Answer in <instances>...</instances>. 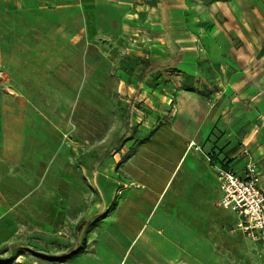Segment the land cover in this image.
<instances>
[{
  "label": "rangeland",
  "instance_id": "rangeland-1",
  "mask_svg": "<svg viewBox=\"0 0 264 264\" xmlns=\"http://www.w3.org/2000/svg\"><path fill=\"white\" fill-rule=\"evenodd\" d=\"M214 1L223 0H28L23 8L2 0L0 260L10 258L12 244L23 248L0 264H116L133 240L111 223L86 236L76 258L50 260L31 250L66 253L77 225L107 212L103 200L116 190L119 200L147 196L136 201L138 221L127 236L143 222L159 229L170 221L174 228L173 198L196 156L214 157L245 176V163L243 171L235 167L245 149L238 139L231 145L221 138L226 145L216 151L220 122L208 121L212 112L230 111V100L214 106V90L199 83L208 79V65L200 66V77L193 65L179 71L178 62L183 53L190 63L197 34L194 42L205 51L214 33L251 34L249 49L264 50V0H225L241 7L226 10ZM237 44L231 49H244ZM128 119L142 124L140 138L155 132L146 143L128 141L120 153L115 148ZM185 143L191 150L183 157ZM129 161L117 173L115 164ZM142 243L132 245L126 264L140 257Z\"/></svg>",
  "mask_w": 264,
  "mask_h": 264
},
{
  "label": "crops",
  "instance_id": "crops-1",
  "mask_svg": "<svg viewBox=\"0 0 264 264\" xmlns=\"http://www.w3.org/2000/svg\"><path fill=\"white\" fill-rule=\"evenodd\" d=\"M39 1L50 2V0ZM26 2L28 0H14L19 8H23ZM111 2L127 3L125 0H111ZM212 5L225 10L230 8L229 5L241 8L238 4L225 0L214 1ZM167 8L164 10L165 17H167ZM206 37L211 42L208 50H201L194 42L200 39L197 34V38L192 40L193 46H196L195 52H192L190 56L192 60L189 63L185 59L187 56L181 53L183 57L178 62V70L181 71L187 65H193L199 70L196 73L202 77L200 66L210 67L208 79L199 78V83L214 90V106L225 105L226 101L230 100V111L208 114L209 122H220L214 131V138L217 139H215L217 144H213L214 149L217 151L226 145L225 141L220 140L221 138H228L231 145H235V140L238 139L242 150L247 149L250 155L245 158L241 156L243 159L239 157L242 160L235 161L236 169L243 171L244 163L252 161L259 173L258 183L264 190V50L261 49V44H256L255 49L254 46L253 49H249V46H252L251 41L255 38L248 33H244L243 36L237 33H214ZM235 42L244 49H231ZM186 48L191 49L192 44ZM222 94L224 96L221 98ZM184 146L183 157L191 150L188 144L185 143ZM230 147L228 146L225 151H228ZM121 151L122 149L119 150L120 153ZM206 158L207 160H199L196 156L182 172L183 175L173 198L179 210L174 228L168 229L170 221L165 228L159 229L149 228L148 224L143 222L134 237L127 236L133 231V226L138 221L133 212L134 208L138 207L136 201L147 199V196L136 194L124 196L119 200L116 190L109 202L102 199L104 210H108L112 203H115L114 209L105 218L98 220L86 236L92 233L98 235L97 231L101 230L103 225L111 223L117 234L124 239L132 238L133 241H129L131 244L127 247L122 259L116 264H126L128 259L126 260L125 255L132 245L136 242L138 244L142 239L140 257L132 260L131 264H264L262 243L249 238L239 229L240 217L236 213L228 212L219 205L221 190L216 168L210 158ZM132 164H134L132 161L122 165L117 162L115 164L117 173ZM133 184V181H129L123 188L127 186L130 188ZM151 214L152 211L148 215L151 216Z\"/></svg>",
  "mask_w": 264,
  "mask_h": 264
},
{
  "label": "built area",
  "instance_id": "built-area-1",
  "mask_svg": "<svg viewBox=\"0 0 264 264\" xmlns=\"http://www.w3.org/2000/svg\"><path fill=\"white\" fill-rule=\"evenodd\" d=\"M196 149L199 148L196 146ZM244 153L249 157L247 149ZM212 164L216 168L222 192L219 205L236 213L240 217L239 229L249 238L261 242L264 247V190L258 183L256 165L249 161L243 177L230 168Z\"/></svg>",
  "mask_w": 264,
  "mask_h": 264
},
{
  "label": "trees",
  "instance_id": "trees-1",
  "mask_svg": "<svg viewBox=\"0 0 264 264\" xmlns=\"http://www.w3.org/2000/svg\"><path fill=\"white\" fill-rule=\"evenodd\" d=\"M141 82H139L140 85ZM128 116H129V109L127 110ZM127 126V132L125 136H123L119 142L118 146L115 148L118 151L123 148V146L126 145L128 141H134V142H140V143H146L150 140L151 136L154 134L155 130H150L148 135L145 137L140 138V132L142 130V124L139 122H132L130 119L126 122ZM135 149L130 150L131 154H134ZM210 161L214 164H218L224 168H230V166L221 160H216L214 157H209ZM115 207V203H112L108 209L107 212L104 213H95L93 214L89 219L84 220L79 225H77L75 231H76V242L70 247V249L62 254V255H51V254H45L37 252L36 250H31L34 254L39 255L40 257H43L45 259L50 260H56V261H65L68 259H73L78 257L80 254L84 252V248L86 246V235L91 229V227L100 219L105 218ZM23 248L21 244H12L10 246V250L12 255L8 259L0 260L1 263H8V261H11L13 258V253L19 249Z\"/></svg>",
  "mask_w": 264,
  "mask_h": 264
}]
</instances>
